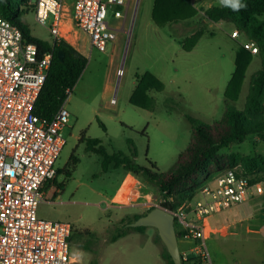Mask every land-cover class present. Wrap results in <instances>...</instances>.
<instances>
[{"label":"rangeland","instance_id":"374dc122","mask_svg":"<svg viewBox=\"0 0 264 264\" xmlns=\"http://www.w3.org/2000/svg\"><path fill=\"white\" fill-rule=\"evenodd\" d=\"M210 1L198 0L195 6L205 9L201 5ZM212 1L214 6L221 5L220 0ZM154 4L155 0L132 1L125 19L115 18L114 12L124 14L126 9L112 6L108 21L124 31L118 32L106 52L92 47L81 30L67 35V43L83 53L88 63L66 101L70 118L63 133L66 145L57 161L61 174L40 204L39 216L74 226L70 264H171L157 228L148 226L144 232H136L124 227L129 219L135 222V215L163 208V195L143 175L123 168L103 172V158L87 150V143L81 142L83 135L101 141L110 154L131 156L135 150L133 163L146 167L154 163L160 173L167 174L175 169L193 128L214 124L228 110L244 109L251 79L260 69L255 56L239 100L226 104L224 93L235 70L236 52L247 40L245 35L230 22L204 21V35L187 52L180 41L198 28L203 13L189 24L159 27L152 19ZM25 19L33 36L53 41L35 13ZM233 30L239 32L236 39ZM147 72L164 85L163 91L150 93L155 101L152 109L130 103L137 76ZM231 153L264 155V139L250 134L243 142L222 149L224 156ZM73 154L79 162L68 177L65 171ZM255 176L264 185V175ZM254 193L258 203L252 211L247 207L246 213L239 212L234 207L212 218L214 233L206 244L211 264H264V195ZM119 228L128 234L113 242V233ZM178 244L180 251L193 255V240L183 237Z\"/></svg>","mask_w":264,"mask_h":264},{"label":"built area","instance_id":"2783aa9c","mask_svg":"<svg viewBox=\"0 0 264 264\" xmlns=\"http://www.w3.org/2000/svg\"><path fill=\"white\" fill-rule=\"evenodd\" d=\"M132 1L136 0L29 3L53 41L68 42L72 30H81L92 47L106 52L119 28L108 21L111 7H124L125 13L116 10L114 17L125 19ZM190 1L193 5L198 2ZM238 36V31L232 33L233 38ZM242 46L253 55L259 53L251 40ZM52 61L51 52H42L16 25L0 16V264H70L74 226L39 216V206L58 176L57 161L66 145L63 133L70 118L66 103L50 120H42L34 112ZM255 177L240 166L225 169L206 179L184 207L175 211L163 208L174 215L176 231L195 242L193 255L180 253L181 262L195 259L197 264H211L206 244L214 233L212 218L244 203L255 190L263 194V182H252Z\"/></svg>","mask_w":264,"mask_h":264},{"label":"trees","instance_id":"16d2710c","mask_svg":"<svg viewBox=\"0 0 264 264\" xmlns=\"http://www.w3.org/2000/svg\"><path fill=\"white\" fill-rule=\"evenodd\" d=\"M246 5L239 11L230 8L212 6L205 10L203 15L190 0H155L152 19L159 27L172 26L186 23L199 17L198 28L192 30L181 41L182 48L189 52L200 41L205 33L204 21L214 23L230 22L238 31L243 33L247 40L256 43L259 53L253 55L242 45L236 52L235 70L226 87L224 97L226 104L239 100L246 79V72L257 59L260 69L252 77L248 96L243 110H228L214 124H201L192 129L190 142L178 155L176 167L167 174H162L154 163L150 167L133 163L131 157H136V151L131 156L117 152L110 154L101 141L89 139L83 135L81 142L87 143V150L103 158L102 170L108 172L111 168H123L136 175H143L145 181L154 185L163 195L162 207L175 211L194 199L201 184L217 172L228 168L240 166L247 174L264 175V155L243 156L231 153L222 155V149L233 143L243 142L248 135L256 134L264 139V0H241ZM35 13V6L29 0H0V16L10 20L23 33L29 42L37 44L42 52L53 54L52 66L46 82L35 105L34 112L42 120H50L56 112L66 103L69 95L83 74L88 59L87 57L65 41H46L35 37L31 33L25 17ZM61 53V59L58 54ZM164 85L159 78L150 72L137 76L136 88L130 103L142 109H152L155 105L152 91L161 92ZM132 144V143H131ZM79 159L73 154L66 167V174L71 176L72 170ZM61 170L58 171V175ZM255 177L252 182H259ZM56 183V182H55ZM179 194H182L179 196ZM141 215H135L137 221ZM132 221L124 226L128 227ZM136 232H144L145 226L131 227ZM128 231L117 229L112 236V241L126 236ZM178 239L184 234L177 231ZM74 235V234H73ZM73 238V237H72ZM88 250L87 248H85ZM165 257L175 264L167 251ZM181 264H197L195 259Z\"/></svg>","mask_w":264,"mask_h":264},{"label":"water","instance_id":"95a60500","mask_svg":"<svg viewBox=\"0 0 264 264\" xmlns=\"http://www.w3.org/2000/svg\"><path fill=\"white\" fill-rule=\"evenodd\" d=\"M118 32H123L124 29H117ZM127 47L124 58L126 57ZM61 59V53L58 54ZM131 227L152 226L158 229L161 239L166 245L167 251L172 257L175 264H181V254L178 244V234L175 228L174 215L169 211L155 207L146 215L140 217L137 221L129 224Z\"/></svg>","mask_w":264,"mask_h":264},{"label":"crops","instance_id":"0c3cea01","mask_svg":"<svg viewBox=\"0 0 264 264\" xmlns=\"http://www.w3.org/2000/svg\"><path fill=\"white\" fill-rule=\"evenodd\" d=\"M203 6H205L206 8L205 9H199V11H200V13H203L204 14V12H205V10L206 9H208V8H210V7H212V6H214V4H213V1L211 0L207 5H206V3H203L202 5H201V7H203ZM190 22H192V21H190ZM190 22H187L186 24H189ZM179 24H181V23H179ZM182 24H184V23H182ZM234 31V30H233ZM49 192H50V190H49ZM49 192H48V195H49ZM262 195H264V193L263 194H259V196H262ZM146 197V196H145ZM256 196H253V197H251V198H249L247 201H246V205L245 204H239V205H237V206H235V208H236V210L237 211H244L245 213H246V210H247V207L249 208V210L250 211H252L255 207H256V203H258L257 202V200H256V198H255ZM144 202L145 201H143V202H141V203H138V204H144ZM245 203V202H244ZM233 209V208H232ZM219 212H224V211H219ZM226 212V211H225ZM218 213V212H217ZM216 223V222H215ZM248 230L251 232V231H253L252 229H250L249 227H248ZM211 238V237H210ZM179 241V240H178ZM194 246H195V242H194ZM179 249H180V247H179ZM181 252H184V251H180V253Z\"/></svg>","mask_w":264,"mask_h":264},{"label":"clouds","instance_id":"9594fccd","mask_svg":"<svg viewBox=\"0 0 264 264\" xmlns=\"http://www.w3.org/2000/svg\"><path fill=\"white\" fill-rule=\"evenodd\" d=\"M223 7L230 8L232 11H239L246 8V5L241 3V0H220Z\"/></svg>","mask_w":264,"mask_h":264}]
</instances>
